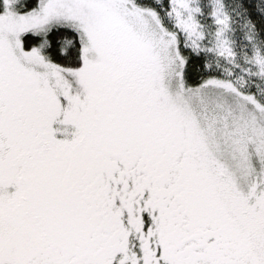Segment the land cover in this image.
<instances>
[{
	"label": "snow or ice",
	"instance_id": "obj_1",
	"mask_svg": "<svg viewBox=\"0 0 264 264\" xmlns=\"http://www.w3.org/2000/svg\"><path fill=\"white\" fill-rule=\"evenodd\" d=\"M0 264H264V0H0Z\"/></svg>",
	"mask_w": 264,
	"mask_h": 264
}]
</instances>
